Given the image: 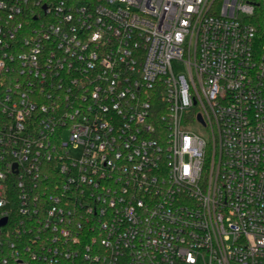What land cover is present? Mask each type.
Listing matches in <instances>:
<instances>
[{
    "label": "built area",
    "instance_id": "obj_1",
    "mask_svg": "<svg viewBox=\"0 0 264 264\" xmlns=\"http://www.w3.org/2000/svg\"><path fill=\"white\" fill-rule=\"evenodd\" d=\"M0 264H264V0H0Z\"/></svg>",
    "mask_w": 264,
    "mask_h": 264
},
{
    "label": "water",
    "instance_id": "obj_2",
    "mask_svg": "<svg viewBox=\"0 0 264 264\" xmlns=\"http://www.w3.org/2000/svg\"><path fill=\"white\" fill-rule=\"evenodd\" d=\"M201 119V118H200ZM6 223V220H4L3 222H2V224H5Z\"/></svg>",
    "mask_w": 264,
    "mask_h": 264
}]
</instances>
